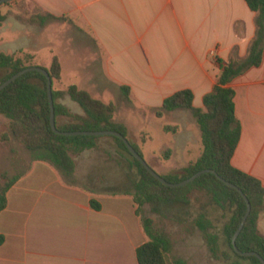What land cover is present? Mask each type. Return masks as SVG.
Returning <instances> with one entry per match:
<instances>
[{"label":"crops","instance_id":"1","mask_svg":"<svg viewBox=\"0 0 264 264\" xmlns=\"http://www.w3.org/2000/svg\"><path fill=\"white\" fill-rule=\"evenodd\" d=\"M30 1L56 17L70 18L103 53L108 80L120 90L129 86L147 109L160 108L167 97L185 89L193 91L194 105L198 95L203 103L219 81V61L246 58L257 33V14L246 0ZM229 86L242 126L233 165L264 185V54L261 66ZM137 87L149 96L139 97ZM20 181L9 190L0 214V264H138L136 250L143 242L106 232L105 208L94 196L98 190L51 180L28 189L30 195H17L22 210L17 213L10 210V194ZM92 200L101 204L100 210ZM258 226L264 235V213ZM115 242L119 252L106 260V244Z\"/></svg>","mask_w":264,"mask_h":264},{"label":"rangeland","instance_id":"2","mask_svg":"<svg viewBox=\"0 0 264 264\" xmlns=\"http://www.w3.org/2000/svg\"><path fill=\"white\" fill-rule=\"evenodd\" d=\"M1 9L7 19L0 27V53L24 58L28 65L48 69L57 56L62 73L60 79L55 80L54 89L66 92L69 86L77 85L95 99L114 104V121L127 128V139L138 146L142 157L162 177L182 173L201 157L204 150L202 134L193 112L181 109L158 117L157 110L162 106L147 109L131 94L127 98L117 84L108 80L103 53L75 24L52 21L41 26L30 22L32 16L40 11L30 0L12 1L2 5ZM27 56L31 58L27 59ZM3 76L5 73L1 71L0 78ZM136 89L142 99L149 96L146 91ZM198 96L195 106L202 107ZM156 100L155 96L153 102ZM59 102L73 113L84 114L68 95L62 96ZM69 121L68 118L59 119L60 124ZM99 138L96 148L74 155L76 171L69 177L50 162L36 160L40 153L27 150L13 136L10 120L0 115V193L16 177L22 179L16 186L17 190L10 194V210L20 213L22 210L15 197L30 195L32 190L29 192L28 189H34L38 184L59 179L69 186L95 189L99 193L94 196L105 208L106 232L130 234L137 244L147 242L149 237L136 215L137 206L133 197L127 195L135 192L134 185L140 178L135 160L113 136ZM201 213H206L213 223L211 231L218 238V257L212 253L205 233L195 224ZM143 216L152 218L169 234L173 241V260H184L188 264H231L236 260L224 234L231 212L223 210L199 192H195L190 206L146 205ZM106 245L108 260L118 254L119 243Z\"/></svg>","mask_w":264,"mask_h":264},{"label":"trees","instance_id":"3","mask_svg":"<svg viewBox=\"0 0 264 264\" xmlns=\"http://www.w3.org/2000/svg\"><path fill=\"white\" fill-rule=\"evenodd\" d=\"M16 1V0H14ZM251 11L257 14V33L253 40L249 55L244 59H232L228 63L219 61L222 72L218 83L203 99L204 108L194 105L195 95L192 90L185 89L167 97L157 116L166 112L190 110L200 127L204 147L201 157L182 173L163 177L170 183H180L206 169L215 170L219 176L233 183L248 197L252 212L244 229L237 239V247L242 252H256L264 258V235L259 231V220L264 213V185L256 177L249 175L233 165V157L242 135L241 122L236 115L235 91L229 86L231 82L253 67L261 66L264 54V0H246ZM11 3V2H9ZM7 3V4H9ZM7 19L0 6V27ZM72 21L68 17H56L40 10L32 16L30 22L45 26L52 21ZM31 56H27L30 59ZM35 65H28L26 59L15 58L12 55L0 53V72L5 76L0 78V84L14 75ZM42 67V66H38ZM53 80V98L57 128L60 131H117L127 138V128L114 121L116 107L95 99L88 91L71 85L66 92L54 89L55 80L60 79L62 65L57 56L53 58L51 67L45 68ZM123 94L129 98L131 88L121 86ZM68 95L73 102L83 110V115L73 113L66 105L59 102L62 96ZM0 115L10 120V130L13 136L29 151L39 152L36 160L48 161L65 175L72 177L76 171L74 155L97 147L99 137L63 136L56 134L50 124L51 106L48 93V79L40 72H29L12 83L0 93ZM60 118L70 121L60 124ZM114 137V136H113ZM121 148L126 150L135 160L140 178L135 183L133 197L137 206L136 215L140 218L142 227L149 240L136 250L138 264H188L184 260L171 259L173 241L169 234L158 227L150 217L143 216L146 205L190 206L195 192L207 197L223 210H229L231 217L224 227L227 243L236 256L231 264H262L254 256H243L236 252L232 240L240 227L246 212L247 204L239 191L227 186L214 174H204L190 184L171 188L165 186L132 155L124 141L114 137ZM141 154L137 145L130 142ZM14 181L1 189L0 214L8 204L7 194ZM94 209L100 210L101 204L92 200ZM195 224L203 231L209 242L212 253L219 256L217 236L211 231L213 223L206 213H201ZM4 240L0 236V243Z\"/></svg>","mask_w":264,"mask_h":264},{"label":"water","instance_id":"4","mask_svg":"<svg viewBox=\"0 0 264 264\" xmlns=\"http://www.w3.org/2000/svg\"><path fill=\"white\" fill-rule=\"evenodd\" d=\"M12 1H14V0H0V6L5 5V4H7L9 2H12ZM29 72H40V73L44 74L47 77V79H48V93H49V100H50V106H51L50 124H51V127H52L53 131L56 134L63 135V136H92V137L114 136V137H118V138H120V139H122L124 141V143L128 147L129 151L132 153V155L147 169V171L153 177H155L157 180H159L161 183H163L167 187H171V188L183 187V186H186V185L190 184L191 182L195 181L196 179H198L199 177H201L204 174H214L223 183H225L227 186L239 191L241 193V195L243 196L244 200L246 201L247 212H246V215H245L240 227L238 228V230L236 231V233H235V235L233 237L232 243H233L234 249L240 255L257 257L262 262V264H264V258L260 254H258L256 252H246L245 253V252L240 251L238 249V247H237V239H238L239 235L241 234L242 230L244 229V227L246 225V222H247V220H248V218H249V216L251 215V212H252V205H251L250 200L239 189V187H237L233 183L228 182L227 180L223 179L221 176H219V174L215 170H210V169L202 170V171L198 172L197 174H195L194 176H192L191 178H189L187 180H184V181H182L180 183H170L166 179H164L160 174H158L147 163V161L141 156V154L132 146L130 141L123 134H121L120 132L110 131V130H106V131H73V132H67V131L58 130L57 123H56L55 103H54V98H53V80H52L49 72L47 70H45L44 68L38 67V66H34V67H29L27 69H24L23 71L19 72L18 74L14 75L13 77H11L6 82L0 84V93L4 89L9 87L12 83H14L15 81H17L18 79H20L22 76H24L25 74H27Z\"/></svg>","mask_w":264,"mask_h":264}]
</instances>
